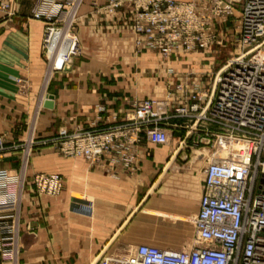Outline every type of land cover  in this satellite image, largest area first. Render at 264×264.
<instances>
[{
    "label": "crops",
    "instance_id": "1",
    "mask_svg": "<svg viewBox=\"0 0 264 264\" xmlns=\"http://www.w3.org/2000/svg\"><path fill=\"white\" fill-rule=\"evenodd\" d=\"M37 2L0 0L15 5L11 16L0 9V135L6 147L69 133L76 126L113 124L133 103L163 99L189 72L176 55L162 60L153 50L136 53L126 11L105 14L94 10L105 0H79L75 26L81 52L67 68L48 76L41 58L43 23L31 17ZM202 73L193 80L205 92ZM49 96L51 108L44 106ZM173 132L162 145L141 135L132 169L107 158L90 165L61 155L51 144H35L24 170L22 150L1 153L0 170L13 183L12 199L18 197V237L15 257L10 248L2 249L0 264H98L102 257L127 256L142 244L191 249L197 244L192 219L204 162L197 151L183 149L182 130ZM22 172L24 183L17 187ZM36 173L58 174L61 192L35 193L31 179ZM13 213L5 210L0 217Z\"/></svg>",
    "mask_w": 264,
    "mask_h": 264
},
{
    "label": "built area",
    "instance_id": "2",
    "mask_svg": "<svg viewBox=\"0 0 264 264\" xmlns=\"http://www.w3.org/2000/svg\"><path fill=\"white\" fill-rule=\"evenodd\" d=\"M78 3L38 0L31 12L43 23L41 58L48 76L67 68L81 52ZM0 9L8 16L15 13L14 3H0ZM94 10L128 13L136 53L153 50L165 60L227 44L234 53L215 73L209 95L193 80L198 73H188L163 99L135 102L123 119L104 127L76 126L51 138L30 137L24 146L6 147L0 135V154L22 150L24 170L35 144H51L61 155L90 165L107 158L132 169L141 135L162 145L168 142L167 131L182 130L183 149L197 151L204 162L192 219L197 244L178 251L142 244L127 256L102 257L98 264H264V0H105ZM16 183L22 187L24 172ZM12 184L0 170V212L14 211L0 217V251L10 248L15 257L18 197L12 199ZM31 184L35 193L49 196L62 189L56 173H36Z\"/></svg>",
    "mask_w": 264,
    "mask_h": 264
},
{
    "label": "rangeland",
    "instance_id": "3",
    "mask_svg": "<svg viewBox=\"0 0 264 264\" xmlns=\"http://www.w3.org/2000/svg\"><path fill=\"white\" fill-rule=\"evenodd\" d=\"M233 53L234 51H233L232 46L227 44L225 46L223 45L222 47L220 46L211 47L201 53L198 52L194 54H189V56L187 55L179 56L178 60L184 61V62L186 61L185 63L189 65L190 68L188 69L189 72L187 73H198V71L200 72V71L205 70V75L200 76V77L201 78L203 77V80L201 82L202 83L205 82L204 84L205 90H206L207 95H209L210 89L212 88V85H213V78H214L215 73L219 70L220 67H222L225 64V62L233 55ZM194 61H199V64L195 65ZM192 65H194V67H191ZM204 78H207L206 81H204ZM167 132H168V141H169L170 139H172V137L170 136L171 132L169 131ZM180 134H181L180 138L182 139L185 132H180ZM188 150L190 151L191 149H188Z\"/></svg>",
    "mask_w": 264,
    "mask_h": 264
},
{
    "label": "water",
    "instance_id": "4",
    "mask_svg": "<svg viewBox=\"0 0 264 264\" xmlns=\"http://www.w3.org/2000/svg\"><path fill=\"white\" fill-rule=\"evenodd\" d=\"M51 100H52L51 96L47 97L46 101L44 102V106L51 108L52 107V101Z\"/></svg>",
    "mask_w": 264,
    "mask_h": 264
}]
</instances>
